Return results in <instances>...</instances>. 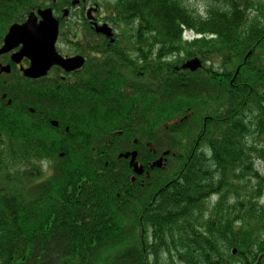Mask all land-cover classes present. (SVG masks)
I'll return each mask as SVG.
<instances>
[{
	"label": "trees",
	"instance_id": "1",
	"mask_svg": "<svg viewBox=\"0 0 264 264\" xmlns=\"http://www.w3.org/2000/svg\"><path fill=\"white\" fill-rule=\"evenodd\" d=\"M46 1L0 0V45ZM107 1L79 73L0 75V264H264V0Z\"/></svg>",
	"mask_w": 264,
	"mask_h": 264
},
{
	"label": "water",
	"instance_id": "2",
	"mask_svg": "<svg viewBox=\"0 0 264 264\" xmlns=\"http://www.w3.org/2000/svg\"><path fill=\"white\" fill-rule=\"evenodd\" d=\"M77 0H74L76 2ZM38 15L41 17L39 20ZM38 15L32 12L24 23H14L4 39L0 54L9 52L21 45V49L12 55L13 61L19 63L27 56L31 63L28 67L21 66L23 73L31 78L45 76L54 64H60L65 70L80 68L85 61L84 56L76 55L64 58L56 51V40L59 33V20L54 16L51 7L39 9ZM96 30L107 36H112V28L108 24L98 25ZM202 65L199 58H193L183 64V67L196 70ZM0 70L9 72L11 65H2ZM135 159L136 152H132ZM129 153L125 154L128 156Z\"/></svg>",
	"mask_w": 264,
	"mask_h": 264
},
{
	"label": "rangeland",
	"instance_id": "3",
	"mask_svg": "<svg viewBox=\"0 0 264 264\" xmlns=\"http://www.w3.org/2000/svg\"><path fill=\"white\" fill-rule=\"evenodd\" d=\"M70 1V0H68ZM66 0H56V1H50V0H47L46 1V4L49 5V3L53 2V5L56 9V14L59 15V17H62V19H64V27L65 29L62 28V36L59 40V42L57 43V49L58 51H60L61 53L63 54H70L71 52L73 51H81V48L79 47V40H81V36L82 34L84 33L85 34H89L90 31V28H89V21L87 20L86 18V9H84V3L80 5V7H77V8H72L71 9V12L68 16L64 17L62 16L63 15V11H62V5L64 4V2H68ZM87 1L88 3H90L91 5H94L97 3L98 0H86L85 4H87ZM106 2H110V1H107V0H99V2H101L103 5L104 3ZM62 2V3H61ZM186 2H190L191 4H198L195 3L196 1L195 0H186ZM111 3V2H110ZM52 4V3H51ZM100 8V6H99ZM78 12L80 14V16L78 15ZM101 14L99 15H102V18L104 19V21H106L105 19H109L110 21H112L113 19V16L107 18L106 16H104V9L100 8V11H99ZM108 20V21H109ZM118 27H116V33L119 34L120 31H118L119 29H117ZM186 36H190L191 34H193L192 31L190 32H186L185 33ZM91 38H94L93 40V43L95 45L97 44H100L101 43V39L97 38L96 36H91ZM73 40L76 41L77 43H73ZM82 42H86L85 40H82ZM221 71L223 69H220ZM133 90L130 89V93H132ZM68 129V127H66V130ZM98 135H100V137H93L92 140L93 141H111L112 139H114L115 137L112 136V133H109L108 130L106 131H102L101 133H99ZM166 133L165 131H159L157 133V136H156V139L157 140H164L165 139V136ZM120 141H126L125 139L124 140H121V137L119 138ZM162 143L163 141L161 142V147H162ZM166 144V142L163 143V145ZM127 162H129V159H127ZM50 165V164H49ZM50 168V167H49ZM51 169L49 170V175H50V172ZM134 177V176H133ZM132 177V178H133ZM239 187V186H238ZM239 190H241V192H245L243 191L242 187H239ZM146 193H148V187H146L145 191H144V188L142 189V196L140 199H136L137 200V203H140L142 202V198L146 195ZM263 201H264V198H263ZM133 219H135L137 216L134 215L132 216ZM131 219V220H129ZM132 218H125L124 221L127 220V225H128V222L130 223L131 225V230L133 231L134 227H133V223H132ZM135 222V220H133ZM128 227V231H129V234H130V237L129 235L126 237V240L129 241V245H132V243L135 241V240H139V231H140V225L136 223V226H135V233L136 235L135 236H132L131 235V231L129 229V225L127 226ZM112 242V241H111ZM111 244V243H110ZM113 247V250L109 251L110 253H113L116 252L119 248V250L121 251V248L120 246H118V248L116 246H112ZM104 251V250H103ZM103 251H100V250H97V249H94L91 251V258L94 257V255L96 256H99L101 254H103ZM177 254V252H175ZM162 257L164 258H167V256L163 255ZM177 257H178V254H177ZM178 264H181L178 262Z\"/></svg>",
	"mask_w": 264,
	"mask_h": 264
},
{
	"label": "flooded vegetation",
	"instance_id": "4",
	"mask_svg": "<svg viewBox=\"0 0 264 264\" xmlns=\"http://www.w3.org/2000/svg\"><path fill=\"white\" fill-rule=\"evenodd\" d=\"M96 6L98 5L97 3L95 4ZM91 8H94V10L93 9H91ZM65 8H63L62 10H64ZM84 9H86V15H88L89 14V16H91V15H93L94 17H95V20L97 21V22H106V21H104V19L102 18V15H99V14H101L99 11H100V8L99 7H95L94 5H91L90 3H87V4H84ZM89 9H91V11L89 12L88 10ZM79 16H80V14H79ZM90 22V21H89ZM90 27L93 29V26L91 25V23H90ZM20 48H17L15 51H18ZM76 54H80V53H76ZM6 55V57L8 58V60L7 59H3V60H0V62H2V63H9V61H11V56H12V53H8V54H5ZM72 55H75V54H72ZM69 56H71V55H69ZM22 64L24 65V66H28L29 65V60H27V59H22ZM19 66V65H18ZM17 67V66H16ZM18 68V67H17ZM19 68H20V66H19ZM143 166V165H142ZM143 171V170H142ZM144 172H145V170H144ZM143 172V173H144ZM142 173V172H141ZM137 176V175H136ZM141 176H142V180H146V179H144L143 178V174H141ZM147 239H148V241H149V245H151V236L150 235H148V237H147Z\"/></svg>",
	"mask_w": 264,
	"mask_h": 264
}]
</instances>
